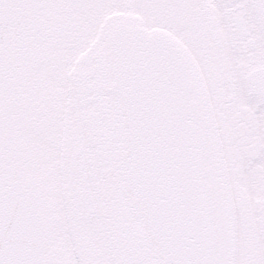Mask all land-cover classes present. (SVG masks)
<instances>
[{
	"label": "snow or ice",
	"instance_id": "obj_1",
	"mask_svg": "<svg viewBox=\"0 0 264 264\" xmlns=\"http://www.w3.org/2000/svg\"><path fill=\"white\" fill-rule=\"evenodd\" d=\"M0 264H264V0H0Z\"/></svg>",
	"mask_w": 264,
	"mask_h": 264
}]
</instances>
